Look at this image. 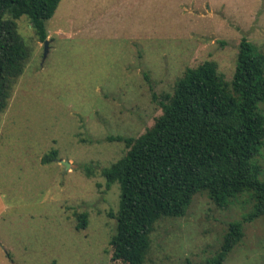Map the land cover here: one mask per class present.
<instances>
[{
    "label": "rangeland",
    "instance_id": "1",
    "mask_svg": "<svg viewBox=\"0 0 264 264\" xmlns=\"http://www.w3.org/2000/svg\"><path fill=\"white\" fill-rule=\"evenodd\" d=\"M15 24L27 58L0 112V264H126L110 258L119 189L100 170L127 149L108 137L150 128L186 68L212 60L230 81L242 37L264 53V0H60L45 57L28 18ZM255 160L264 180V143ZM252 204L249 192L222 208L195 194L154 223L141 264H205ZM242 231L222 264H264V215Z\"/></svg>",
    "mask_w": 264,
    "mask_h": 264
},
{
    "label": "trees",
    "instance_id": "2",
    "mask_svg": "<svg viewBox=\"0 0 264 264\" xmlns=\"http://www.w3.org/2000/svg\"><path fill=\"white\" fill-rule=\"evenodd\" d=\"M59 2L0 0V112L11 80L21 73L27 58L15 20L26 16L43 42L45 22ZM260 103H264V53L242 37L230 81L223 79L212 60L186 68L172 93L163 96L162 112L150 128L136 138L108 137L127 149L100 170L106 186L116 182L119 189L117 210L108 212L115 221L109 238L111 260L141 264L154 223L183 216L199 192H206L219 208L249 192L250 211L227 223L218 251L205 264L223 263L243 235L242 223L264 215V180L255 160L264 143ZM56 153L50 150L40 162L54 161ZM75 217V229H84L87 214Z\"/></svg>",
    "mask_w": 264,
    "mask_h": 264
},
{
    "label": "water",
    "instance_id": "3",
    "mask_svg": "<svg viewBox=\"0 0 264 264\" xmlns=\"http://www.w3.org/2000/svg\"><path fill=\"white\" fill-rule=\"evenodd\" d=\"M47 46H48V45H47V39H45V40L43 41V54H42L43 57H45V55H46V53H47ZM58 162H60V163L63 165V167H64L65 169H67L68 166H69V164H68L67 161L58 160Z\"/></svg>",
    "mask_w": 264,
    "mask_h": 264
}]
</instances>
